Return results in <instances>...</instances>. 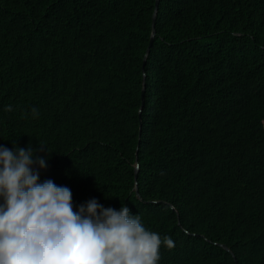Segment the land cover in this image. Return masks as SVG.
<instances>
[{"label":"trees","instance_id":"trees-1","mask_svg":"<svg viewBox=\"0 0 264 264\" xmlns=\"http://www.w3.org/2000/svg\"><path fill=\"white\" fill-rule=\"evenodd\" d=\"M155 7L0 0V146L47 145L41 181L123 202L159 264H264V0H160L147 52Z\"/></svg>","mask_w":264,"mask_h":264},{"label":"clouds","instance_id":"clouds-1","mask_svg":"<svg viewBox=\"0 0 264 264\" xmlns=\"http://www.w3.org/2000/svg\"><path fill=\"white\" fill-rule=\"evenodd\" d=\"M45 147L0 146V264H159L161 248H174L123 202L119 210L95 198L76 206L68 187L41 181Z\"/></svg>","mask_w":264,"mask_h":264},{"label":"water","instance_id":"water-1","mask_svg":"<svg viewBox=\"0 0 264 264\" xmlns=\"http://www.w3.org/2000/svg\"><path fill=\"white\" fill-rule=\"evenodd\" d=\"M159 2H160V0H156V7H155V11H154V15H153V33H152V37H151V40H150V43H149V47H148V50H147V52H149L150 51V48H151V46H152V44H153V41H154V38H155V35H156V29H155V26H156V19H157V14H158V9H159ZM144 97H145V84H144V87H143V92H142V100H143V105H142V107H141V110L143 109V107H144ZM141 129H140V135H139V142H140V140H141ZM139 145H140V143L138 144V146H137V153H138V151H139ZM137 160H138V158H137ZM139 168H140V165H139V163L137 162V165H136V170H135V178H136V181H137V178H138V172H139ZM225 249H228V246L226 245V244H223L222 245Z\"/></svg>","mask_w":264,"mask_h":264}]
</instances>
